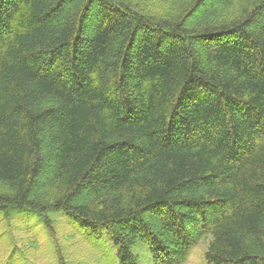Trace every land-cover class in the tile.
<instances>
[{
  "label": "trees",
  "instance_id": "1",
  "mask_svg": "<svg viewBox=\"0 0 264 264\" xmlns=\"http://www.w3.org/2000/svg\"><path fill=\"white\" fill-rule=\"evenodd\" d=\"M51 210L119 264H264V0H0V213L68 264Z\"/></svg>",
  "mask_w": 264,
  "mask_h": 264
},
{
  "label": "rangeland",
  "instance_id": "2",
  "mask_svg": "<svg viewBox=\"0 0 264 264\" xmlns=\"http://www.w3.org/2000/svg\"><path fill=\"white\" fill-rule=\"evenodd\" d=\"M55 241L68 264H119V247L101 234L100 246L88 238L77 219L68 217L62 211L49 212ZM71 218V219H70ZM211 240L204 237L194 246L183 264H211L205 259V252ZM24 249L30 264H58V254L53 240L36 212L21 211L11 218L0 213V264L8 263L10 251ZM140 264H155L149 248L143 241L133 247ZM104 256V257H103ZM16 260L14 264H21ZM10 264V263H8ZM27 264V263H26Z\"/></svg>",
  "mask_w": 264,
  "mask_h": 264
},
{
  "label": "bare ground",
  "instance_id": "3",
  "mask_svg": "<svg viewBox=\"0 0 264 264\" xmlns=\"http://www.w3.org/2000/svg\"><path fill=\"white\" fill-rule=\"evenodd\" d=\"M140 263V262H139Z\"/></svg>",
  "mask_w": 264,
  "mask_h": 264
}]
</instances>
